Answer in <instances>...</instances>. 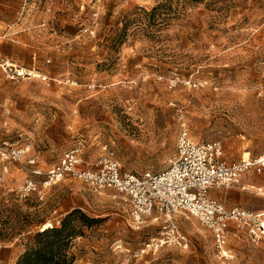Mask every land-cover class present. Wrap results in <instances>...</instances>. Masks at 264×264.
I'll list each match as a JSON object with an SVG mask.
<instances>
[{"label": "rangeland", "instance_id": "374dc122", "mask_svg": "<svg viewBox=\"0 0 264 264\" xmlns=\"http://www.w3.org/2000/svg\"><path fill=\"white\" fill-rule=\"evenodd\" d=\"M9 65L33 75L13 77ZM182 129L219 143L228 164L264 154V0H0V264L74 209L104 220L74 242V264H264V238L233 224L228 258L188 215L174 221L189 249L149 250L163 219L135 230L116 191L44 184L72 149L82 169L111 151L127 174L160 173ZM26 147L14 162L9 152ZM211 194L264 214V176Z\"/></svg>", "mask_w": 264, "mask_h": 264}, {"label": "built area", "instance_id": "2783aa9c", "mask_svg": "<svg viewBox=\"0 0 264 264\" xmlns=\"http://www.w3.org/2000/svg\"><path fill=\"white\" fill-rule=\"evenodd\" d=\"M8 68L16 78L33 75L24 69L17 70L13 65ZM28 150L29 147L12 149L9 155L14 162H20ZM64 154L59 163L44 175L45 186L72 178L95 193L116 191L130 206V224L135 230L143 229L151 218L163 219L158 237L147 245L149 250L165 246L181 250L190 248L189 238L179 231L174 221L177 215L195 217L212 230L219 259L229 256L227 246L232 224L247 233L255 244L264 238V214L239 207L228 209L211 197L214 189L240 187L242 176L250 172L264 176V154L253 160L248 157L239 163L228 164L223 159L219 143H195L187 129H182L178 137L176 158L165 171L156 174L123 172L111 151L93 163L91 169L81 168L84 162L79 149ZM29 164L35 165V161ZM33 173L42 175L38 171ZM27 190H37V186L29 182Z\"/></svg>", "mask_w": 264, "mask_h": 264}, {"label": "trees", "instance_id": "16d2710c", "mask_svg": "<svg viewBox=\"0 0 264 264\" xmlns=\"http://www.w3.org/2000/svg\"><path fill=\"white\" fill-rule=\"evenodd\" d=\"M103 222V219L89 217L81 209H74L67 213L59 226L38 232L15 264H74V242L84 237L85 231Z\"/></svg>", "mask_w": 264, "mask_h": 264}, {"label": "crops", "instance_id": "0c3cea01", "mask_svg": "<svg viewBox=\"0 0 264 264\" xmlns=\"http://www.w3.org/2000/svg\"><path fill=\"white\" fill-rule=\"evenodd\" d=\"M246 183H248V182H245V183L243 182V185H245V186H247V187H249V188H251V186H250V185H254V184H252V182H251V183H249V184H246ZM245 186H244V187H245Z\"/></svg>", "mask_w": 264, "mask_h": 264}]
</instances>
